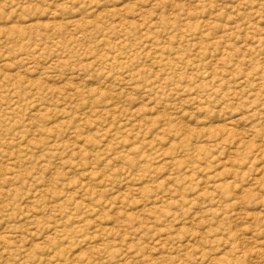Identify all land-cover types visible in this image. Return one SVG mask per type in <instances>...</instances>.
Segmentation results:
<instances>
[{"label": "rangeland", "instance_id": "rangeland-1", "mask_svg": "<svg viewBox=\"0 0 264 264\" xmlns=\"http://www.w3.org/2000/svg\"><path fill=\"white\" fill-rule=\"evenodd\" d=\"M0 264H264V0H0Z\"/></svg>", "mask_w": 264, "mask_h": 264}]
</instances>
